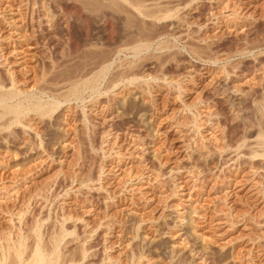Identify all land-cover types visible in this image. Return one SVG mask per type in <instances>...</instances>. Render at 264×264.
<instances>
[{
	"label": "rangeland",
	"instance_id": "1",
	"mask_svg": "<svg viewBox=\"0 0 264 264\" xmlns=\"http://www.w3.org/2000/svg\"><path fill=\"white\" fill-rule=\"evenodd\" d=\"M32 1L0 0V74L67 100L0 134V228L67 214L94 264H264V0Z\"/></svg>",
	"mask_w": 264,
	"mask_h": 264
},
{
	"label": "bare ground",
	"instance_id": "2",
	"mask_svg": "<svg viewBox=\"0 0 264 264\" xmlns=\"http://www.w3.org/2000/svg\"><path fill=\"white\" fill-rule=\"evenodd\" d=\"M29 1V0H28ZM88 1V0H86ZM114 4H116L115 0ZM144 1V0H143ZM169 1V0H168ZM173 1V0H172ZM13 2V1H12ZM142 2V1H141ZM141 2L138 0H127L128 6H132L136 10L140 11V5ZM171 2V0H170ZM2 3V2H1ZM19 3V2H18ZM94 3V2H93ZM113 3V2H112ZM122 3V2H121ZM167 3V2H166ZM41 4V2H40ZM87 4V3H86ZM143 4V3H142ZM165 4V3H164ZM169 4V3H168ZM183 4L180 2H175L172 5H162L160 8H151V10H146L144 12L140 11V13L143 16L151 17V18H164L172 16L176 13L179 6ZM36 5V1H32V6L34 7ZM45 5V4H44ZM5 6V4L3 5ZM38 6V5H37ZM36 6V7H37ZM77 6V5H76ZM86 6V5H85ZM98 6V4H97ZM96 6V7H97ZM119 6V3H118ZM117 6V7H118ZM148 6V5H147ZM8 11L11 12L14 11L18 13V11L21 8V5L14 4V3H7L6 6ZM32 7V8H33ZM92 7V6H91ZM122 7V4H120L119 8ZM85 8V7H84ZM100 8V6H99ZM108 8V7H107ZM113 8V7H112ZM116 8V6H115ZM114 8V9H115ZM125 8V7H124ZM149 8V7H148ZM1 9V8H0ZM43 9V8H42ZM102 9V8H101ZM123 11V7L121 8ZM143 9V8H142ZM180 9V8H179ZM36 10V9H35ZM95 10V9H94ZM126 10V9H125ZM33 11V10H32ZM80 11V10H79ZM99 11V9H98ZM110 11V10H109ZM173 11V12H171ZM30 12V9H29ZM34 12V11H33ZM38 12V11H37ZM103 12V11H102ZM178 12V11H177ZM113 13V12H112ZM131 13V12H130ZM160 15H159V14ZM5 14V13H4ZM3 12L0 13V15H4ZM30 18H32V12L29 13ZM78 14V13H77ZM95 14V13H94ZM177 14V13H176ZM7 15V13H6ZM19 15V14H18ZM107 15V14H106ZM134 15V14H133ZM34 16V15H33ZM39 16V15H38ZM36 17V27H41V19L39 17ZM103 16V15H102ZM105 16V15H104ZM136 16V15H135ZM108 17V16H107ZM178 18V17H177ZM9 23V18L5 17L3 18ZM165 19V18H164ZM3 20V21H4ZM19 20V19H18ZM21 20V18H20ZM23 20V19H22ZM32 20H34L32 18ZM107 20V19H106ZM127 20V19H126ZM136 20V19H135ZM64 21V20H63ZM69 21V20H68ZM131 21V20H130ZM137 21V20H136ZM12 22V21H11ZM30 22V21H29ZM48 22V21H47ZM20 23H22L20 21ZM62 23V22H61ZM54 24V23H53ZM28 26V25H27ZM69 26V25H68ZM3 27V26H2ZM11 27V26H10ZM18 27H23V24H20ZM25 27V26H24ZM70 27V26H69ZM1 28V27H0ZM66 28V27H65ZM80 28V27H79ZM19 30V28H17ZM3 30V29H2ZM66 30V29H64ZM87 30V29H86ZM42 31V30H41ZM18 32V31H17ZM19 33V32H18ZM33 33V32H32ZM54 34V33H53ZM117 34V33H116ZM24 35V34H22ZM21 35V36H22ZM42 35V34H41ZM52 35V34H51ZM139 35V34H138ZM111 36V35H110ZM143 36V35H142ZM20 37V36H19ZM130 37V36H129ZM153 37V36H152ZM21 38V37H20ZM19 38V39H20ZM28 38V37H27ZM30 38V37H29ZM136 38V37H134ZM138 38V37H137ZM145 38V37H143ZM17 39V38H16ZM18 39V42H19ZM24 40V38H21ZM66 39V38H65ZM139 39V38H138ZM141 39V38H140ZM4 40H7V38ZM26 40V39H25ZM73 40V39H72ZM131 40V39H130ZM133 40V39H132ZM137 40V39H136ZM13 43V42H12ZM20 43V42H19ZM26 43V42H25ZM54 43V42H53ZM91 43V42H90ZM124 43V42H123ZM13 45V44H12ZM19 46V45H18ZM133 46V48H135ZM66 48V47H65ZM114 48V47H113ZM2 49V48H1ZM15 49V48H14ZM100 49V48H99ZM104 49V48H103ZM112 49V48H111ZM55 50V49H54ZM65 51V50H63ZM113 51V50H112ZM13 53H15L18 57V61L20 58L24 57L22 56L25 52L20 51L19 49L12 50ZM106 53V52H105ZM108 53V52H107ZM110 53V52H109ZM22 54V55H21ZM3 55V54H2ZM14 55V54H13ZM102 55V54H101ZM1 57V56H0ZM109 57V56H107ZM26 58V57H25ZM23 60V59H22ZM6 61V60H5ZM25 61V60H24ZM103 61V60H102ZM99 63V62H98ZM22 65V64H21ZM96 65V64H95ZM4 66V64H3ZM21 70V69H20ZM33 70V69H32ZM34 71V70H33ZM101 72V71H100ZM84 73V72H83ZM57 74V73H56ZM85 74V73H84ZM3 76V75H2ZM0 74V134L6 133L10 137L16 136L18 132V126L22 125L24 127H29V125L25 124L22 121V118H26V116L29 114V111H33L39 116L43 115L45 111L47 110L48 105H55L56 107L60 105L62 101H65L67 99L61 100L57 96H52V101L49 103H46V101L42 100L41 94H45V86L43 85L44 82H46V79L40 78L36 80V83L33 84L34 91H23L17 88L15 85L16 80L14 79V76L11 74V79L7 83L6 80L3 78ZM44 76V75H42ZM85 76V75H84ZM49 77V76H48ZM47 77V78H48ZM81 77V75H80ZM125 77V76H124ZM75 79V78H74ZM39 80V81H38ZM54 80V79H53ZM41 82V84H38ZM80 83V82H79ZM83 85L80 87H77L76 85L70 86V94H76L78 92H81L85 89H92L93 88V80L91 78H87L83 81ZM48 87V86H47ZM58 87V86H57ZM54 89V88H53ZM55 90V89H54ZM39 93V95H37ZM49 93V92H48ZM55 94V93H54ZM66 95V94H65ZM68 95V94H67ZM259 108V107H258ZM257 108V109H258ZM255 110V109H254ZM260 110V108H259ZM27 119V118H26ZM83 121L86 120L85 117L82 119ZM264 127V126H263ZM89 128V127H88ZM90 131V130H89ZM21 132V131H20ZM11 134V135H10ZM5 135V136H6ZM90 136V135H89ZM9 137V138H10ZM260 140V139H259ZM11 141V140H10ZM256 141V140H255ZM263 142V141H261ZM264 145V142L262 143ZM243 145V144H242ZM249 145V144H248ZM257 145H255L256 147ZM259 146V145H258ZM262 147V146H261ZM260 147V148H261ZM253 148V147H252ZM251 149V148H250ZM255 149V148H254ZM257 149V148H256ZM261 152L259 153H252L251 156L255 155H261L264 156V146L262 149H260ZM254 151V150H252ZM258 151V150H256ZM1 178V177H0ZM2 180V179H1ZM5 186V185H4ZM7 187V186H6ZM5 187V188H6ZM21 208V207H20ZM2 210V209H1ZM6 212V211H5ZM37 212V211H36ZM32 213V218L28 219L27 217H24L25 210H20V212L17 213V221L18 225L12 226V228H9L10 226H7L8 229L3 230L0 228V264H94L96 260L92 261V257L96 255L95 251H93V248L90 246H81L79 252L77 253H71L70 250L67 252V255L64 253L63 248L65 247V243L68 241L66 240L63 244L61 242L67 235H74V239H78V234L75 231V228L72 227L70 230H68L67 226L64 224V222L67 219H70V216L64 215L63 218L59 219L58 225H46V227L43 230H40L41 228V221L39 220V217H37V213ZM63 215V214H62ZM28 216V215H27ZM56 216V215H55ZM72 219V217H71ZM13 220V219H12ZM22 220V225L20 226V222ZM55 222V221H54ZM53 224V223H52ZM55 224V223H54ZM101 225V224H100ZM5 229V227H4ZM3 230V231H2ZM80 237V236H79ZM80 239V238H79ZM78 239V240H79ZM71 240V238H70ZM82 244V243H81ZM105 244V243H104ZM108 247V246H106ZM79 249V248H78ZM90 249V250H89ZM67 250V249H66ZM92 250V251H91ZM75 251V250H74ZM135 257V256H134ZM98 259V258H97ZM109 255H105L104 257L100 258V262L103 264H109L107 261L110 260ZM128 259V258H127ZM134 260V259H133ZM98 261V260H97Z\"/></svg>",
	"mask_w": 264,
	"mask_h": 264
}]
</instances>
